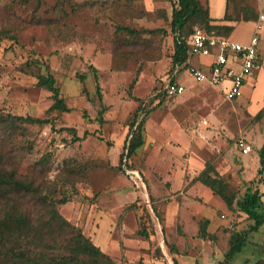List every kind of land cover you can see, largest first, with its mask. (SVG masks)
I'll use <instances>...</instances> for the list:
<instances>
[{
    "label": "rangeland",
    "instance_id": "374dc122",
    "mask_svg": "<svg viewBox=\"0 0 264 264\" xmlns=\"http://www.w3.org/2000/svg\"><path fill=\"white\" fill-rule=\"evenodd\" d=\"M201 2L218 22H223L228 2V18L245 3L259 15L264 8V0ZM171 13L167 0H0V31H10L0 34V113L50 119L54 127L22 126L26 136L16 140L31 148L18 152L20 173L75 188L78 194L59 211L118 264L226 261L231 234L247 232L253 221L229 211L202 183H191L207 163L215 165L238 197L249 187H259L264 195V184H258L264 176L259 161L264 113L258 116L264 110V22L260 61L240 98L226 100L184 73L187 91L159 107L153 99L172 74ZM226 22L236 25L230 36L234 42L248 44L255 34V22ZM122 27L141 35L132 38ZM155 29L165 32H145ZM35 60L50 66L69 112H48L52 93L37 86ZM201 62L209 61L193 60L196 66ZM90 65L98 70L101 99ZM78 73L89 75L88 96ZM141 102L156 108L147 118L144 147L129 160L134 174L120 166L129 120ZM62 128H74L81 140L73 141V133ZM239 139L252 146L251 154H241ZM44 158L48 164L39 171ZM205 218L213 240L199 237L198 222ZM142 229L149 238L137 234ZM247 238L231 264L264 259V225Z\"/></svg>",
    "mask_w": 264,
    "mask_h": 264
},
{
    "label": "trees",
    "instance_id": "16d2710c",
    "mask_svg": "<svg viewBox=\"0 0 264 264\" xmlns=\"http://www.w3.org/2000/svg\"><path fill=\"white\" fill-rule=\"evenodd\" d=\"M167 1L172 4L169 25L174 35L171 73L176 66L186 63L188 41L196 30L207 35L230 39L236 25L225 23L227 20L239 23L242 21L255 22L259 18L257 10L247 3L236 7L234 16L228 18L230 8L228 2L227 14L223 22H218L210 15L209 7L204 5L201 0ZM7 31L3 29L0 34H5ZM120 31L127 32L128 36L132 38L141 35L130 27H122ZM145 32L155 34L165 31L155 29ZM34 64L38 68V73H34L38 80L37 86L52 93L53 104L48 112H69L70 109L61 94V89L50 66L38 60H35ZM90 70L93 71L96 92L101 99L98 70L93 65H90ZM76 78L84 95L88 96L86 81L89 75L78 73ZM164 85L153 99L154 102L159 100L156 105L159 107L164 104L165 100L176 98L167 97ZM133 87L134 83L131 84L130 88ZM135 100L139 101L138 99ZM155 108L147 109L145 102H141L131 116L120 169L127 172L132 170L129 167V160L144 147L147 118ZM104 110L105 107H102L99 112L100 123H103ZM263 113L264 110L258 116ZM46 124H51L54 128L53 121L50 119L0 113V264H118L96 246L81 228L73 225L59 211V206L71 202L74 195L78 194L75 188L72 190L62 189L63 184L50 182L46 178L40 180L39 174L23 175L20 173L18 152L26 149L24 146L31 148L29 143H19L16 140L19 135L26 136L24 129H21L22 126ZM60 131L73 133V141L81 140L74 128H62ZM48 161L49 159L44 158L39 162V171H44V166L48 164ZM259 161L263 167L264 144L259 150ZM70 170L69 174L75 173V171ZM261 174L262 170H259L258 175L261 176ZM198 182L208 187L214 195L220 197L229 211H238L253 221L247 232L231 234L230 248L225 256L226 261L222 263L231 264L234 255L241 252L246 245L248 233L258 232L264 225L263 192L259 187H249L243 197H238V192L230 186L213 163H207L205 169L191 183L196 184ZM258 184H264V176H261ZM209 225L210 219L207 218L198 222L199 237L203 240L215 239V235L208 232ZM137 234L150 237L147 229H142ZM157 250L158 254L161 255V249L157 248ZM255 264H264V259H260Z\"/></svg>",
    "mask_w": 264,
    "mask_h": 264
},
{
    "label": "built area",
    "instance_id": "2783aa9c",
    "mask_svg": "<svg viewBox=\"0 0 264 264\" xmlns=\"http://www.w3.org/2000/svg\"><path fill=\"white\" fill-rule=\"evenodd\" d=\"M263 22L264 10L259 15L255 34L248 44L207 35L196 30L188 41L186 63L176 66L165 82L164 91L167 97L181 96L186 92L181 76L188 73L196 83L217 89L226 100L240 98L243 87L248 83L260 61L259 31ZM195 57L208 59L209 62H201L196 66L193 64ZM237 147L243 155L252 152V146L245 139H239ZM128 172L135 174V171Z\"/></svg>",
    "mask_w": 264,
    "mask_h": 264
},
{
    "label": "crops",
    "instance_id": "0c3cea01",
    "mask_svg": "<svg viewBox=\"0 0 264 264\" xmlns=\"http://www.w3.org/2000/svg\"><path fill=\"white\" fill-rule=\"evenodd\" d=\"M263 10H264V8L262 9V11H263ZM262 11H261V12H262ZM213 18H214V17H213ZM214 19H215V18H214ZM256 22H257V21H255V23H256ZM225 23H227V22H225ZM227 24H228V23H227ZM201 85H205V84H201ZM206 86H207V85H206ZM186 91H187V87H186ZM251 153H252V152H251ZM251 153H250V154H251Z\"/></svg>",
    "mask_w": 264,
    "mask_h": 264
}]
</instances>
